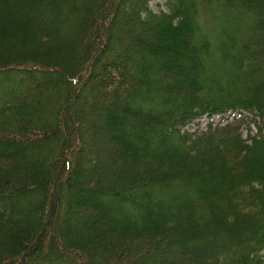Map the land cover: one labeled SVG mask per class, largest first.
<instances>
[{"label":"trees","instance_id":"16d2710c","mask_svg":"<svg viewBox=\"0 0 264 264\" xmlns=\"http://www.w3.org/2000/svg\"><path fill=\"white\" fill-rule=\"evenodd\" d=\"M152 1L0 0V264H264V0Z\"/></svg>","mask_w":264,"mask_h":264},{"label":"rangeland","instance_id":"374dc122","mask_svg":"<svg viewBox=\"0 0 264 264\" xmlns=\"http://www.w3.org/2000/svg\"><path fill=\"white\" fill-rule=\"evenodd\" d=\"M159 0H153L152 1V5H153V7H156V4H157V2H158ZM234 115H236V113H234ZM227 116H230V114H227ZM221 120H223V117L222 116H216V117H214L213 118V121H216V122H218V121H221ZM208 121V118H205V119H202L201 121H200V125L201 126H204L205 125V122H207ZM195 124H192V127H193V129L195 128Z\"/></svg>","mask_w":264,"mask_h":264}]
</instances>
